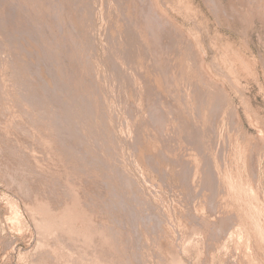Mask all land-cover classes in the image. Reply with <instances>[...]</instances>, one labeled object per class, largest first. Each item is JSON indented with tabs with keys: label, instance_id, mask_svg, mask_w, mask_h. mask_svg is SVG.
I'll list each match as a JSON object with an SVG mask.
<instances>
[{
	"label": "rangeland",
	"instance_id": "1",
	"mask_svg": "<svg viewBox=\"0 0 264 264\" xmlns=\"http://www.w3.org/2000/svg\"><path fill=\"white\" fill-rule=\"evenodd\" d=\"M44 263L264 264V0H0V264Z\"/></svg>",
	"mask_w": 264,
	"mask_h": 264
},
{
	"label": "bare ground",
	"instance_id": "2",
	"mask_svg": "<svg viewBox=\"0 0 264 264\" xmlns=\"http://www.w3.org/2000/svg\"><path fill=\"white\" fill-rule=\"evenodd\" d=\"M119 5V4H118ZM151 8V7H150ZM149 9V8H148ZM148 12V11H147ZM147 12H145V13H147ZM147 15V14H146ZM150 15V14H149ZM133 17V16H132ZM161 19V18H160ZM151 22V21H150ZM160 23V22H159ZM128 25V24H127ZM163 25V24H162ZM160 26H161V24H160ZM165 27V26H164ZM160 28V27H159ZM166 28V27H165ZM127 32V31H126ZM144 34V33H143ZM131 37V36H130ZM143 37V36H142ZM138 40V39H137ZM132 41V40H131ZM138 44V43H137ZM142 46V45H141ZM186 54H188V53H186ZM185 55V54H184ZM138 58V57H137ZM132 65V64H131ZM188 66V65H187ZM126 67V66H125ZM172 69V68H171ZM177 69H179V68H177ZM202 71V70H201ZM132 72V71H131ZM202 73V72H201ZM200 73V74H201ZM131 74V73H130ZM142 74V73H141ZM129 75V74H128ZM232 76V75H231ZM229 77V76H228ZM134 78V77H133ZM193 80V79H192ZM130 81V80H129ZM189 81V80H188ZM192 82V81H191ZM200 82V81H199ZM198 82V83H199ZM235 82V81H234ZM196 83V82H195ZM137 84V83H136ZM192 84V83H191ZM238 85V84H237ZM190 86V85H189ZM144 87V86H143ZM195 87V86H194ZM164 88V87H163ZM196 88V87H195ZM169 89V88H168ZM197 89H198V87H197ZM159 91V90H158ZM157 91V92H158ZM204 91V90H203ZM144 93H145V91H144ZM177 93H178V91H177ZM196 93H197V91H196ZM200 93V92H199ZM198 93V94H199ZM201 93H202V91H201ZM155 94V93H154ZM174 95V94H173ZM186 96V95H185ZM201 96H202V94H201ZM201 96L200 97H198V98H201ZM148 97V96H147ZM221 97V96H220ZM197 98V97H196ZM162 99V98H161ZM197 100H200V99H197ZM201 100H202V98H201ZM204 100V99H203ZM202 100V101H203ZM168 101V100H167ZM171 102V101H170ZM199 102V106H200V108H201V101H198ZM164 103H167V102H164ZM203 103H205L204 101H203ZM63 104V103H62ZM158 105V104H157ZM161 105V104H160ZM167 105V104H166ZM165 105V106H166ZM171 105V104H170ZM176 105V104H175ZM205 105V104H204ZM195 106V105H194ZM207 106V105H206ZM157 107V106H156ZM162 107V106H161ZM170 107H172V106H170ZM204 106L202 105V109H204L203 108ZM167 108V107H166ZM175 108H176V106H175ZM213 108H214V106H213ZM212 108V109H213ZM219 108V107H218ZM163 109V108H162ZM169 109V108H168ZM177 109V108H176ZM216 109V108H215ZM214 109V110H215ZM165 110V109H164ZM171 110V109H170ZM211 110V109H210ZM217 110V109H216ZM215 110V111H216ZM198 111H201V110H198ZM203 111V110H202ZM161 112V111H160ZM163 112V111H162ZM170 112V111H169ZM168 112V113H169ZM177 112V111H176ZM201 113V112H200ZM199 113V114H200ZM203 114L205 113V111H203L202 112ZM212 113V110L210 111V113L209 114H211ZM170 114V113H169ZM172 114V113H171ZM203 114H200V115H203ZM208 114V115H209ZM214 114V113H213ZM199 115V116H200ZM212 115V114H211ZM172 117H174V116H172ZM207 117V116H206ZM210 117V116H209ZM213 117V116H212ZM211 117V118H212ZM199 119V118H198ZM175 120V119H174ZM173 121V120H172ZM176 121V120H175ZM64 122V121H63ZM165 122H167V121H165ZM218 122V121H217ZM177 123V122H176ZM176 123H174V124H176ZM179 123V122H178ZM206 123V122H205ZM211 123V122H210ZM183 125V124H182ZM180 126V125H179ZM171 127V126H170ZM205 127V126H204ZM166 128V127H165ZM189 128V127H188ZM188 128H187V131H188ZM190 129V128H189ZM198 129V128H197ZM171 130V129H170ZM173 130H175V129H173ZM191 130V129H190ZM199 131V130H198ZM169 132V131H168ZM173 132V131H172ZM176 132V131H175ZM192 132H193V130H192ZM197 132V131H196ZM192 134V133H191ZM196 134V133H195ZM200 134V133H199ZM194 136V135H193ZM176 137V136H175ZM188 138V137H187ZM160 139V138H159ZM191 139V138H190ZM171 140V139H170ZM169 140V141H170ZM205 140V139H204ZM220 141V140H219ZM171 142V141H170ZM180 142V141H179ZM207 142V141H206ZM187 144V143H186ZM196 144V143H195ZM204 144V143H203ZM202 144V145H203ZM81 145V144H80ZM194 146H196V145H194ZM206 148V147H205ZM198 149V148H197ZM203 150V149H202ZM208 151V150H207ZM209 152V151H208ZM207 152V153H208ZM224 152V151H223ZM202 154V153H201ZM92 155V154H91ZM195 157V156H194ZM193 159V158H192ZM202 159V158H201ZM226 159V158H225ZM82 168V167H81ZM196 167H194V169H195ZM81 170V169H80ZM193 170V169H192ZM66 171V170H65ZM101 171V170H100ZM190 172V171H189ZM214 172H215V170H214ZM87 173V172H86ZM189 174V173H188ZM210 174V173H209ZM216 174V173H215ZM191 176V175H190ZM218 176V175H217ZM74 177V176H73ZM219 177V176H218ZM101 178V177H100ZM188 178V177H187ZM205 178V177H204ZM215 178H217L216 177V175H215ZM227 178V177H226ZM81 179V178H80ZM208 179H209V177H208ZM219 178H217L216 180H218ZM188 180V179H187ZM73 181V180H72ZM76 181V180H75ZM198 181V180H197ZM205 181V180H204ZM212 181V180H211ZM191 182V181H190ZM22 183V182H21ZM18 184V183H17ZM198 184V183H197ZM211 184V183H210ZM74 185V184H73ZM96 185V184H95ZM223 185H224V183H223ZM209 187V186H208ZM87 188V187H86ZM193 188V187H192ZM200 190V189H199ZM203 190V189H202ZM221 190V189H220ZM73 191V190H72ZM71 191V192H72ZM22 192H23V190H22ZM192 192V191H191ZM217 192V191H216ZM24 193H25V191H24ZM89 194V193H88ZM97 194V193H96ZM210 194H211V192H210ZM226 194V193H225ZM216 195V194H215ZM227 195V194H226ZM211 196V195H210ZM220 196H221V194H220ZM215 199V198H214ZM105 200V199H104ZM217 200V199H216ZM52 201V200H51ZM55 202V201H54ZM220 202V201H219ZM40 204V203H39ZM90 205V204H89ZM207 206V205H206ZM210 206H211V204H210ZM220 206H221V203H220ZM223 206V205H222ZM98 208V207H97ZM220 208V207H219ZM224 208V207H223ZM74 210V209H73ZM92 210V209H91ZM96 210V209H95ZM227 210V209H226ZM97 211V210H96ZM103 211V210H102ZM225 212V211H224ZM58 213V212H57ZM60 213V212H59ZM53 214H55V213H53ZM67 214V213H66ZM75 214V213H74ZM97 214V213H96ZM178 214V213H177ZM99 215V214H98ZM193 215V214H192ZM212 215V214H211ZM22 216H23V214H22ZM47 216V215H46ZM62 216V215H61ZM65 216V215H64ZM175 216V215H174ZM199 216V215H198ZM82 217H84V216H82ZM194 217V216H193ZM97 218V217H96ZM174 218V217H173ZM192 218V217H191ZM161 219V218H160ZM181 219V218H180ZM188 219V218H187ZM71 220V219H70ZM93 220V219H92ZM157 220V219H156ZM189 222V221H188ZM32 223V222H31ZM60 223V222H59ZM182 223V222H181ZM74 224V223H73ZM165 224V223H164ZM86 225V224H85ZM160 225V224H159ZM174 225V224H173ZM178 225V224H177ZM187 225V224H186ZM71 226V225H70ZM94 226V225H93ZM99 226V225H98ZM188 226V225H187ZM148 227V226H147ZM165 227V226H164ZM93 228H95V227H93ZM151 228V227H150ZM201 228V227H200ZM153 229V228H152ZM167 229V228H166ZM85 230H86V228H85ZM96 230V229H95ZM172 230V229H171ZM176 230V229H175ZM212 230V229H211ZM46 231V230H45ZM62 231V230H61ZM104 231V230H103ZM107 231V230H106ZM105 231V232H106ZM113 231V230H112ZM65 232V231H64ZM189 232V231H188ZM83 233V232H82ZM107 233V232H106ZM168 233V232H167ZM171 233V232H170ZM185 233V232H184ZM52 234V233H51ZM62 234V233H61ZM111 234V233H110ZM188 234V233H187ZM45 235V234H44ZM118 235V234H117ZM68 236V235H67ZM85 236V235H84ZM104 236V235H103ZM156 236V235H155ZM167 236V235H166ZM215 236V235H214ZM95 237V236H94ZM122 237V236H121ZM112 238V237H111ZM195 238H198L197 236H195ZM39 239V238H38ZM81 239V238H80ZM93 239V238H92ZM115 239V238H114ZM148 239V238H147ZM41 240V239H40ZM56 240H57V238H56ZM97 240V239H96ZM160 240H161V238H160ZM185 240V239H184ZM88 241V240H87ZM112 241V240H111ZM117 241H118V239H117ZM153 241V240H152ZM196 241V240H195ZM45 242V241H44ZM49 242V241H48ZM71 242V241H70ZM98 242V241H97ZM106 242V241H105ZM149 242H150V240H149ZM172 242V241H171ZM177 242V241H176ZM220 243V242H219ZM43 244V243H42ZM69 245V244H68ZM80 246V245H79ZM158 246V245H157ZM91 247V246H90ZM90 247H89V249H90ZM111 247V246H110ZM117 247V246H116ZM77 248V247H76ZM85 248V247H84ZM158 248V247H157ZM161 248V247H160ZM214 248V247H213ZM41 249V248H40ZM79 249V248H78ZM102 249H104V248H102ZM112 249V248H111ZM193 249V248H192ZM44 250V249H43ZM77 250V249H76ZM84 250V249H83ZM94 251V250H93ZM92 251V252H93ZM106 251V250H105ZM119 251V250H118ZM125 251V250H124ZM155 251V250H154ZM43 252V251H42ZM90 252V251H89ZM79 253V252H78ZM103 253V252H102ZM158 254V253H157ZM49 255V254H48ZM44 256H45V254H44ZM87 257V256H86ZM127 257V256H126ZM36 258V257H35ZM52 258V257H51ZM101 258V257H100ZM132 258V257H131ZM156 258V257H155ZM158 258V257H157ZM58 260V259H57ZM49 261V260H48ZM75 261V260H74ZM129 261V260H128ZM61 262V261H60ZM70 262V261H69ZM105 262V261H104ZM45 264V263H44ZM54 264V263H53ZM60 264V263H59Z\"/></svg>",
	"mask_w": 264,
	"mask_h": 264
}]
</instances>
